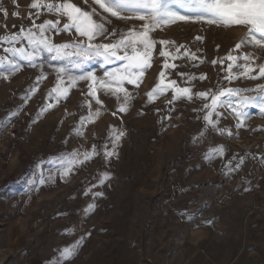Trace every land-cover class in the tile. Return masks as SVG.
Masks as SVG:
<instances>
[{
	"label": "rangeland",
	"instance_id": "rangeland-1",
	"mask_svg": "<svg viewBox=\"0 0 264 264\" xmlns=\"http://www.w3.org/2000/svg\"><path fill=\"white\" fill-rule=\"evenodd\" d=\"M72 2L92 7L91 0ZM31 3L0 0V10L8 13L5 17L0 11V36L19 32L21 26L27 29L33 19L37 25L56 20L46 12L37 19ZM13 12H19V18ZM141 23L112 18L109 28L126 31ZM48 35L55 44L80 39L74 33ZM152 36L184 45L199 59L184 57L175 61L180 65L175 70L163 69L158 44L140 86L125 85L134 97L128 111L119 112L116 98L101 90V115L85 125L80 123L88 115L85 102H91L93 111L100 107L86 95V81L78 82L66 100L57 102L48 96L57 82L56 69L67 66V61L41 51L32 66L4 51L12 45L0 43V58L9 56L20 64L8 79L0 76V123L7 122L0 129V264H264V117L249 108L250 118L238 128L235 113L222 107L217 109L220 115L213 114L218 122L213 128L203 119L208 110L202 106L210 98L193 96L190 102L181 98L170 103L172 89L152 103L147 97L159 83L162 70L166 82L176 80L193 94L264 84V79L244 77L229 82L225 79L228 61L223 67L211 63L226 56L245 30L177 22ZM16 46L27 47V41ZM243 51L257 53L256 63H264V51L251 47ZM117 66H102L96 60L84 71L102 78L106 69ZM201 75L206 79H198ZM190 76L197 79L189 82ZM50 103L53 107L41 115ZM78 128L83 136L76 135ZM112 128L125 133L115 148L117 155L105 160L101 151L62 179L57 162L93 145L107 144L111 151ZM220 146L223 156L209 158L210 150ZM41 161L45 162L44 177L51 174L52 182L31 185L28 181ZM104 173L109 179H104ZM89 205L94 209L85 212ZM77 242L78 254L62 261L61 250Z\"/></svg>",
	"mask_w": 264,
	"mask_h": 264
},
{
	"label": "snow or ice",
	"instance_id": "snow-or-ice-1",
	"mask_svg": "<svg viewBox=\"0 0 264 264\" xmlns=\"http://www.w3.org/2000/svg\"><path fill=\"white\" fill-rule=\"evenodd\" d=\"M13 2L15 3V0ZM84 3L88 4V0H84ZM91 5L89 9H85L73 3L72 0H58V2L57 0H32L29 7L36 10L34 15L37 19L46 12L56 16V20H46L37 25L33 19L32 25L27 29L21 26L19 32L0 36V43L12 45L4 49L6 53L32 66H36L35 62L39 59L41 51L53 54L52 58L55 60L67 61V66L56 69L57 82L48 93L49 99L54 98L57 102L61 99L66 100L70 90L75 88L78 82L88 83L86 95L95 100L100 107L93 111L91 102L86 101L88 115L81 119V125L94 123L100 117L103 102L98 93L101 90L105 95L116 98L119 112L128 111L134 97L125 85H134L136 88L140 86L147 70L152 67L158 44L161 49L158 56L164 58L163 69L175 70L180 67L175 61L184 57L199 59L184 45H177L174 41L168 40L158 41L152 36V33L177 22L202 23L226 30L237 27L244 29L245 36L241 41L226 56L212 60L211 63L213 66L219 63L223 67L225 61H228L225 69L228 75L225 79L229 82L240 77L249 80L264 79V63H256L259 55L255 52L243 51L246 47L264 51V0H91ZM0 11L7 17L6 11ZM12 15L19 18V12H13ZM32 16L33 13H30L28 18L32 19ZM112 18L121 21L137 20L142 23L139 27L133 25L126 31L110 30ZM61 20L65 21L62 28ZM4 27L7 28V25ZM49 32L54 35L74 33L80 39L55 44L52 37L48 35ZM101 38L109 42L97 43L96 41ZM196 39L203 41V37L198 36ZM22 40L27 41V47L16 46ZM181 49L185 50L181 53ZM96 60H100L102 66L112 64L118 66L106 69L103 77L98 78L94 72L84 71L88 63ZM200 62L203 63V60ZM234 68L239 71L233 72ZM19 69L20 64L16 60L10 59L9 56L0 58V70H3L0 76L4 79H8ZM71 69L79 70L80 74L73 75ZM178 75L183 77L186 74L178 73ZM159 77V83L147 93L148 103H152L169 89L173 92L170 103L181 98H186L190 102L193 96L205 101L210 98V103H204L202 109L208 110L203 119L213 128L218 123L213 120V114L220 115L217 109L222 107H227L235 113L238 128L243 127L244 121L250 118L249 108H255L257 113L264 117V84L254 89L226 88L216 92L209 89L193 94L190 87H180L176 80L166 82L165 71L162 70ZM41 79L46 77L42 75ZM195 79L197 77L190 76L189 82ZM198 79L204 80L206 76L201 75ZM249 91L256 92L257 95L243 94ZM52 107L51 103L48 104L41 110V115ZM6 126L7 122L0 123V129ZM76 135L83 136L84 132L78 128ZM124 135L123 131L110 129L108 138L112 144L111 151L108 150V145L104 144L100 147L93 145L88 151L73 152L57 162L58 174L62 179L67 178L78 167L101 155V151L105 160L117 155L115 148ZM228 135L231 136L232 133L229 132ZM223 154L224 148L220 146L210 150L209 158L214 155L223 156ZM44 163L41 161L37 164V172L28 181L31 185H45L52 182L51 174L47 178L44 177L42 171ZM240 164H243V158ZM103 175L104 179H109L107 173ZM94 207L89 205L85 212L93 210ZM79 247V242L75 246L64 247L61 250L60 259L65 262L73 259L78 254Z\"/></svg>",
	"mask_w": 264,
	"mask_h": 264
}]
</instances>
